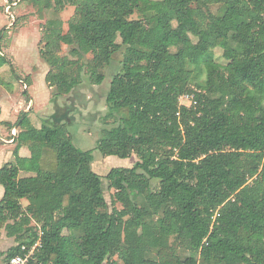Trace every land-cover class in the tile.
Masks as SVG:
<instances>
[{
  "label": "trees",
  "instance_id": "obj_1",
  "mask_svg": "<svg viewBox=\"0 0 264 264\" xmlns=\"http://www.w3.org/2000/svg\"><path fill=\"white\" fill-rule=\"evenodd\" d=\"M29 1L75 8L67 30L44 28L58 95L84 74L103 83L124 51L96 149L138 160L102 176L65 124L0 120L21 131L0 168V235L16 241L5 261L40 240L27 264H264V0Z\"/></svg>",
  "mask_w": 264,
  "mask_h": 264
},
{
  "label": "rangeland",
  "instance_id": "obj_2",
  "mask_svg": "<svg viewBox=\"0 0 264 264\" xmlns=\"http://www.w3.org/2000/svg\"><path fill=\"white\" fill-rule=\"evenodd\" d=\"M217 8V5L212 6L213 10ZM74 11V7H67L57 13L51 9L41 8L29 0H0V53L11 64H4L0 70L3 81L0 90L2 109L0 119L16 122L21 113L32 111L31 116L37 124L44 120L53 125L65 124L74 144L89 154L92 168L100 175L106 176L112 168L132 167L138 160L135 154L129 158L106 157L96 149L104 128L113 124L104 119L108 111L106 96L112 77L120 69L124 51L115 54L111 65L104 68L106 78L103 83L93 84L84 74L83 82L71 93L58 95L57 88L50 87L46 81L49 66L40 53L45 44L44 28L49 19L59 18L64 23V29L67 30ZM133 18H140V14H135ZM69 50V46H64L62 54H69ZM216 54L220 57L222 50L217 49ZM198 75L196 81L203 80L204 69L200 70ZM28 80L31 81L30 86L27 85ZM25 91L28 93L26 94ZM182 102L190 105L187 99H183ZM10 133V128L0 127V134L7 139L10 138ZM20 134L19 130L17 136L19 137ZM3 144L5 142L0 140V146ZM15 146L16 144L13 147L4 146L2 154L9 156ZM22 150L25 151L24 148ZM9 158L14 160L12 155ZM104 188L106 198L111 205L114 191L109 189L106 180H104ZM0 189L2 191L4 189L1 184ZM22 202L24 206L28 204L26 199ZM117 205L121 207L119 203ZM15 245V239L7 236L5 230H2L0 252H7ZM2 260L5 261L4 257Z\"/></svg>",
  "mask_w": 264,
  "mask_h": 264
},
{
  "label": "built area",
  "instance_id": "obj_3",
  "mask_svg": "<svg viewBox=\"0 0 264 264\" xmlns=\"http://www.w3.org/2000/svg\"><path fill=\"white\" fill-rule=\"evenodd\" d=\"M194 95H182L180 97V103L181 104H185L184 102H182L183 99H187L190 101V105L194 102L196 103L194 100ZM188 105V104H185ZM13 133H16V130H13ZM1 139V138H0ZM4 140V139H3ZM41 246V241L38 240L31 248H28L27 246H22V252H20L19 254H17L16 256H14L13 258H11L7 264H27L30 259L34 256L36 250L38 249V247Z\"/></svg>",
  "mask_w": 264,
  "mask_h": 264
},
{
  "label": "crops",
  "instance_id": "obj_4",
  "mask_svg": "<svg viewBox=\"0 0 264 264\" xmlns=\"http://www.w3.org/2000/svg\"><path fill=\"white\" fill-rule=\"evenodd\" d=\"M0 120H5V119H0ZM7 121H10V120H7ZM0 137L6 140V137H4L2 134H0ZM3 139L1 141H3V143H4L5 140H3ZM7 144H11V145H7ZM15 144H16L15 142L14 143L5 142V144H3L2 146H0V162L3 161L2 163H0V168L2 167V165L4 163L12 161V158L11 159L9 158L11 155L14 157L13 152L9 156H5L4 154H2V151L4 150L3 147L4 146L13 147V145H15ZM22 148L25 149L24 152H23ZM22 148L20 149V154L22 156H29V152L27 150L28 148L27 147H22ZM2 194H4V189H3V191H2V189H0V197L2 196ZM2 253L4 254L5 252H0V264H4L5 263V261L3 262V260H2V257H4V259H5V255H3ZM5 264H7V262Z\"/></svg>",
  "mask_w": 264,
  "mask_h": 264
},
{
  "label": "flooded vegetation",
  "instance_id": "obj_5",
  "mask_svg": "<svg viewBox=\"0 0 264 264\" xmlns=\"http://www.w3.org/2000/svg\"><path fill=\"white\" fill-rule=\"evenodd\" d=\"M13 130H16V133H13ZM18 131H19L18 126L12 128V129H11V133H10L11 138H9V139L6 138V140L4 139L5 142L14 143V142H15V139H16V137H17V133H18ZM0 138H1V137H0ZM2 139H3V138H1L0 140H2Z\"/></svg>",
  "mask_w": 264,
  "mask_h": 264
}]
</instances>
